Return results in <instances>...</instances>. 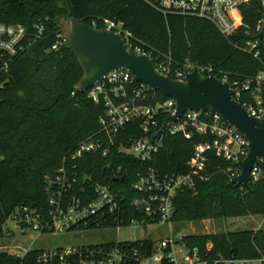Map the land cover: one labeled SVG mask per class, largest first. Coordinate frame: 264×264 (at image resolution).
<instances>
[{"label": "trees", "instance_id": "16d2710c", "mask_svg": "<svg viewBox=\"0 0 264 264\" xmlns=\"http://www.w3.org/2000/svg\"><path fill=\"white\" fill-rule=\"evenodd\" d=\"M263 11L264 0H251L241 6L249 29L253 30ZM68 12L88 24L102 18L122 22L154 58L169 54L175 67L184 66L186 60L197 62L229 82L264 74V53L254 57L241 46L250 38L242 27L224 36L206 19L163 14L143 0H0V22L20 23L26 29L25 49L0 76V225L22 204L45 213V176L55 174L66 152L98 130L102 107L82 92L71 94L82 76L75 55L64 46L51 49L56 34L61 32V18ZM37 25L43 26L40 35ZM199 141V136H167L148 163L131 157L112 159L87 154L79 163V171L120 191L128 225L131 219L149 222L131 208L138 196L131 187L137 173L147 167L165 173H188V162ZM118 165L122 166L125 182L113 180L111 169ZM229 165L214 151L205 154L199 169L205 179H197L194 189L185 188L177 194L172 223L182 226L212 218L264 215V177L251 185V191L241 189L229 183L225 171ZM180 242L197 249L206 259L219 255L264 259V228L182 235ZM154 243L144 238L117 244L146 255ZM114 245L116 241L110 240L90 247L108 250ZM42 252L29 249L17 255L0 251V264H39Z\"/></svg>", "mask_w": 264, "mask_h": 264}, {"label": "built area", "instance_id": "2783aa9c", "mask_svg": "<svg viewBox=\"0 0 264 264\" xmlns=\"http://www.w3.org/2000/svg\"><path fill=\"white\" fill-rule=\"evenodd\" d=\"M163 14L190 15L210 21L224 36L245 29L250 36L242 44L243 50L259 57L264 53V32L257 35L264 26V11L253 30L244 23L241 6L251 0H143ZM263 1V0H262ZM95 28H105L119 33L126 48L137 54H145L154 59L156 69L172 79L183 80L186 70H192L194 63L186 60L182 67H175L167 55L156 58L137 41L123 23L109 18L94 19ZM37 35L43 26L37 25ZM26 29L20 23L0 22V76L9 71L13 60L25 49ZM64 46L62 33L56 34L51 49ZM199 66V65H198ZM202 75H214L208 66H199ZM228 81L226 77L221 79ZM229 82V81H228ZM230 88L233 97L241 103L249 115L264 116V74L232 81ZM2 86V84H0ZM76 90L71 94L74 95ZM82 93L94 104L102 107L98 117V130L80 141L63 156L60 167L53 175L45 176V195L47 211L40 213L37 208L22 204L12 211L0 225L1 236L35 231L41 234H60L79 230L108 231L128 226L126 205L120 191L104 184L92 175L79 171V163L87 154H99L103 158H135L148 163L163 147L167 136H199L201 141L193 148L189 172L186 174L165 173L147 167L136 175L131 187L138 196L131 202L133 212L146 217L149 222L131 219L129 225L139 226L145 234L148 224H171L175 213L174 199L185 189H194L197 179H205L199 172L204 165L205 154L214 151L230 165L225 169L229 178L240 173L235 164L248 153V143L234 126L222 120L218 114L209 111L186 110L175 120L167 123L166 118L176 112L175 101L160 96V92L150 89L146 84L136 81L123 69L110 72L93 83ZM164 96V95H163ZM111 160V159H110ZM122 166L111 169L113 177L125 176ZM84 176L86 178L84 179ZM264 177V156L249 173L252 185ZM126 181V180H125ZM78 184H80L78 186ZM241 189H246L240 185ZM127 217V218H126ZM146 222V229L142 223ZM180 237H165L153 240L155 243L149 254L137 250L128 251L116 241L111 249L94 248L89 245L58 247L43 250L38 257L39 264H264V259L224 257L206 259L195 248H188L180 242ZM210 248L211 244H207ZM29 249H26L27 252ZM24 252V253H25ZM21 255L19 253H13Z\"/></svg>", "mask_w": 264, "mask_h": 264}, {"label": "water", "instance_id": "95a60500", "mask_svg": "<svg viewBox=\"0 0 264 264\" xmlns=\"http://www.w3.org/2000/svg\"><path fill=\"white\" fill-rule=\"evenodd\" d=\"M263 32L264 26L257 38H261ZM61 33L64 47L72 51L82 69L76 91L83 92L110 72L123 69L136 81L143 82L150 89L175 101L176 112L166 118L162 130L166 129L169 121L192 109L209 111L211 115L218 114L222 120L234 126L247 140L248 153L235 164L240 173L231 178L229 183L252 190L249 184L250 170L257 158L264 156V116L257 118L249 115L233 97L228 81L215 75H202L197 62L192 70L185 71L183 80L172 79L156 69L153 58L129 51L119 33L95 28L77 20L70 12L61 18ZM113 180L125 182L126 177H114ZM142 225L146 229V222Z\"/></svg>", "mask_w": 264, "mask_h": 264}, {"label": "rangeland", "instance_id": "374dc122", "mask_svg": "<svg viewBox=\"0 0 264 264\" xmlns=\"http://www.w3.org/2000/svg\"><path fill=\"white\" fill-rule=\"evenodd\" d=\"M264 228V215L241 217H221L202 220L179 226L171 224H148L147 234L139 226L128 225L108 231L79 230L52 234L26 231L23 235L15 230V235L0 238V251L24 254L26 249L50 250L58 247L89 245L104 241H136L144 238L159 240L165 237L182 235H204L244 229Z\"/></svg>", "mask_w": 264, "mask_h": 264}]
</instances>
